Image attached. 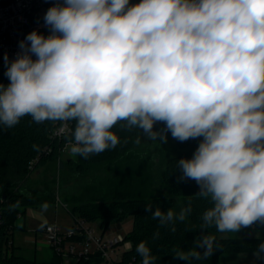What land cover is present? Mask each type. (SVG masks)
Masks as SVG:
<instances>
[{
	"label": "clouds",
	"instance_id": "1",
	"mask_svg": "<svg viewBox=\"0 0 264 264\" xmlns=\"http://www.w3.org/2000/svg\"><path fill=\"white\" fill-rule=\"evenodd\" d=\"M43 19L47 37L34 30L15 60L4 55L0 124L73 120L70 151L84 158L120 143L118 123L158 142L168 131L180 142L203 137L176 161L177 182L196 181L194 195L212 202L201 229L264 225V0H63ZM144 211L175 232L192 207ZM218 248L203 235L173 255L191 264ZM135 251L157 264L147 242ZM253 255L264 260V242Z\"/></svg>",
	"mask_w": 264,
	"mask_h": 264
},
{
	"label": "trees",
	"instance_id": "2",
	"mask_svg": "<svg viewBox=\"0 0 264 264\" xmlns=\"http://www.w3.org/2000/svg\"><path fill=\"white\" fill-rule=\"evenodd\" d=\"M140 2L141 0H129V5L132 6ZM32 58L33 60L36 59L34 55ZM6 71L7 65L0 53V84L5 86L9 84L8 77L4 75ZM70 121L72 123L71 133L61 140L53 137L60 121L36 123L29 115L22 117L19 123L11 128L0 124V264H64L62 257L56 254L49 263L39 262L20 255L16 252L13 244V236L15 229L18 227V218L24 215L22 209L26 210L50 204V202H46L37 196L17 191L16 188L19 184L24 183L35 169L44 166L46 161L59 157L60 149L66 142L74 141L73 133L76 122ZM156 124L157 122L154 126ZM112 131L117 134L120 143L115 148L106 149L102 153L90 154L88 158L78 154L79 168L92 165L94 159L97 160L105 153L109 154L108 156L111 158L109 160H120L131 151L134 140L133 135L142 133L135 128L131 130L121 128L120 123L115 125ZM202 140L203 137L190 138L185 142L177 140L178 146L183 151L166 161L165 170L160 178V186L164 191L148 195L142 190L140 191L141 194L136 193L131 197L126 192H119L111 203H103L98 206L86 204L72 209L73 217L82 218L89 223L99 221L104 232L111 222L122 221L128 217L133 218V228L125 237L127 241L132 243V249L125 252L122 260L116 264H140L142 258L136 253L135 249L142 241L147 242L152 254L159 257L157 264H189L187 261L174 258V250L187 251L191 249L195 239L203 235L214 236L215 243L219 248L210 258L202 261H192L191 264H222L220 262L222 255L252 253L261 242H264V238H224L221 236L223 233L218 232L215 226L201 229V216L213 206L212 202L210 199L198 198L194 195L199 191L196 181L188 179L177 182L182 173L177 168L176 161L181 158L191 159ZM39 155L41 156L36 163L35 160ZM179 200H181V204ZM189 203L192 212L183 222L178 220L175 222V232L170 230L171 225L160 226L158 219L153 220L152 214L144 211L145 206L150 204L153 210L160 208L166 212L171 208L179 213ZM253 227L244 228L240 231L264 229V225L259 223L254 224ZM157 232H159V236L154 238V234ZM200 250L203 251V249ZM103 263V259L98 253L87 259L76 261L75 264Z\"/></svg>",
	"mask_w": 264,
	"mask_h": 264
},
{
	"label": "rangeland",
	"instance_id": "3",
	"mask_svg": "<svg viewBox=\"0 0 264 264\" xmlns=\"http://www.w3.org/2000/svg\"><path fill=\"white\" fill-rule=\"evenodd\" d=\"M165 124L157 122L154 130L163 129ZM131 151L118 161L109 160V154L100 156L90 166L78 167L79 155L65 154L53 160L46 161L42 167L35 169L30 177L17 186V191L34 195L50 202L39 206V217L27 216L28 233L23 231L26 213L18 218L14 233L16 252L20 255L48 263L54 257L52 250L45 248L38 250L35 256L33 246L25 244L31 231H43L46 225H56L63 232L72 229V209L86 204L101 205L111 203L119 192L135 195L143 190L148 195L164 191L160 186V178L165 170L168 158L180 154L183 150L178 146L177 139L171 132H167V141L158 142L148 140L142 133L134 134ZM139 138L140 142L137 143ZM159 139V138H158ZM114 158V157H113ZM181 204V200H179ZM37 211L38 208H34ZM42 215V216H41ZM97 234L104 230L100 222L90 223ZM253 227V226H252ZM133 228V218L114 221L106 229L105 237L122 235L127 237ZM254 228V227H253ZM231 238H264V229L226 232ZM29 235V236H28ZM34 236V234L32 235ZM39 239L42 236L39 234ZM222 264H264V260H257L252 253L224 254L220 258ZM72 260L68 264H75Z\"/></svg>",
	"mask_w": 264,
	"mask_h": 264
},
{
	"label": "built area",
	"instance_id": "4",
	"mask_svg": "<svg viewBox=\"0 0 264 264\" xmlns=\"http://www.w3.org/2000/svg\"><path fill=\"white\" fill-rule=\"evenodd\" d=\"M56 3H63V0H0V53L3 58L7 53L9 62L15 60L20 52L19 42L30 32L36 30L45 37L50 34L43 18L47 10ZM71 130L70 120L60 121L53 137L61 140ZM74 143L75 141L66 142L60 149V157L71 154L70 149ZM40 156L36 158V163ZM105 232L97 234L89 222L78 217H73L72 229L66 233L56 225H46L43 228L51 250L62 257L64 264L72 260L87 259L98 253L103 264L120 262L124 253L132 249V243L122 235L105 237ZM129 244L131 247H126Z\"/></svg>",
	"mask_w": 264,
	"mask_h": 264
},
{
	"label": "crops",
	"instance_id": "5",
	"mask_svg": "<svg viewBox=\"0 0 264 264\" xmlns=\"http://www.w3.org/2000/svg\"><path fill=\"white\" fill-rule=\"evenodd\" d=\"M36 208H38L37 211H35L34 208H28V209L25 210L26 218L23 221L24 222L23 231H25L26 233L29 232V230L27 229V223H28L27 222V216H30L31 218H34V217L37 218V217H39V206L36 207ZM17 224H18V221H17ZM31 234L32 235L34 234V236L31 235L30 237H28V241H26L25 244L33 246V250H34L35 256L38 253V250H44L45 248L51 250V248H50V246L48 244L47 237L43 233L42 230L36 231V234H35L34 231H31ZM39 234L42 236L41 239L38 238L39 237ZM14 235H15V233H14ZM221 236L224 237V238H230V236H228L226 233H223ZM258 238L259 237H257V238H244V239H258ZM13 244L15 245L14 236H13ZM19 253H20V251H19Z\"/></svg>",
	"mask_w": 264,
	"mask_h": 264
}]
</instances>
